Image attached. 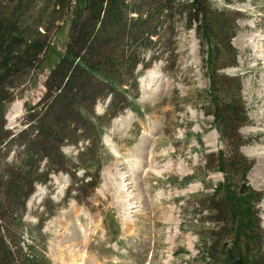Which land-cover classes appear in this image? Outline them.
<instances>
[{
	"label": "rangeland",
	"instance_id": "374dc122",
	"mask_svg": "<svg viewBox=\"0 0 264 264\" xmlns=\"http://www.w3.org/2000/svg\"><path fill=\"white\" fill-rule=\"evenodd\" d=\"M69 1L0 0V130L8 133L5 140L25 128L24 137L40 142L45 136L33 129L37 123L55 131L57 115L40 121L52 72L40 60L45 51L66 50L69 9L75 5ZM192 2L173 1V28L153 37L147 67H139L138 90L133 82L125 85L131 107L113 117L101 137L91 134L93 128L80 129L78 121L68 130L89 132V139L61 148L50 142L67 171L49 167L46 184L31 177L27 197L11 202L2 179L28 172L21 166L23 145L18 142L24 133L0 148L1 235L17 264L39 254L48 264H77L76 256L83 254L86 264H227L229 250L248 264H264V0H211L216 8L240 13L233 39L237 65L220 70L243 82L248 114L238 133L246 143L236 157L215 116L203 107L210 80L198 23L189 20L186 5ZM107 100L90 107L87 126L104 124L95 115L104 113ZM16 103L21 107L15 109ZM84 147L94 149L84 157L89 166L69 165ZM222 151L225 170L218 167ZM50 163L43 158L38 173ZM244 184L248 188L241 193ZM220 202L227 212L224 221L216 218ZM205 246L215 247L212 255Z\"/></svg>",
	"mask_w": 264,
	"mask_h": 264
},
{
	"label": "trees",
	"instance_id": "16d2710c",
	"mask_svg": "<svg viewBox=\"0 0 264 264\" xmlns=\"http://www.w3.org/2000/svg\"><path fill=\"white\" fill-rule=\"evenodd\" d=\"M74 1L75 5L69 9L72 15V29L65 52L45 51L46 58L40 60L46 61L52 70L46 82L47 94L42 105L46 112L40 121L45 124L51 113L57 115L55 131L45 129L42 124L37 123L33 129L45 136L40 142L31 136V139L24 137L25 128L16 135L18 137L24 133L18 137L22 139L18 142L23 145L21 166L27 167L28 172L15 175L11 180H8L10 176L6 180L2 179V187L8 189L11 202L27 197L31 177L38 183L46 184L49 167L52 171L56 169L55 172L67 171L68 167L64 168L65 162L61 155L54 153L51 141L57 142L60 147L65 143L77 145L79 143L77 141L81 138L89 139L91 134L101 137V132L110 125L113 117L131 107L127 100V93H130V90L125 88L126 83L133 82L138 90L139 67H147V50L153 43V37L164 35L167 27L173 28V22L170 25V21L175 15L174 0ZM186 7L191 14L190 22L195 20L198 23L197 36L201 41V52L209 72L210 87L203 94L205 95L203 107L207 114L215 116L221 134L228 139L229 147L236 157L239 149L246 143L238 133L248 114L242 94L243 82L239 77L228 76L220 70L237 65L239 51L234 46L233 39L240 29L238 25L240 13L231 10L227 12L226 8H216L211 0H193ZM120 96L124 97V103L120 101ZM108 98L110 101L104 113L95 115V120H104V124L91 123L87 126L88 118L91 120L90 107L96 105L99 100ZM50 102H57V105ZM78 121L80 129L86 127L88 130L90 127L94 129L93 132L79 133V128L68 130L70 123ZM16 136L5 140L8 133H2L0 130V148L8 146ZM88 150L86 147L84 152L78 155L81 160H78V156L72 157L69 165L87 168L89 165L84 164V157L88 158L87 155H93L94 152V149L92 152ZM219 157L221 160L218 167L225 170L223 151ZM43 158L51 159V163L46 170L38 173ZM237 158L242 160V157ZM89 161L91 159H88ZM246 203L244 200L243 205L248 213L249 204ZM216 207L221 212L217 215V220H226L225 204L220 202ZM13 215L10 213L9 216ZM248 215L251 213L247 214L246 219H249ZM16 217L21 220L23 214ZM247 221L248 225H251V221ZM0 228V264H17L18 259L11 253L12 248L2 238L1 222ZM205 248V252L210 255L215 250V247ZM25 263L48 264L42 254L33 256L30 262Z\"/></svg>",
	"mask_w": 264,
	"mask_h": 264
},
{
	"label": "water",
	"instance_id": "95a60500",
	"mask_svg": "<svg viewBox=\"0 0 264 264\" xmlns=\"http://www.w3.org/2000/svg\"><path fill=\"white\" fill-rule=\"evenodd\" d=\"M245 170V168H244ZM246 186L243 185L240 189L242 193H245ZM248 247V246H247ZM227 264H248L244 261L243 256L241 254H238L237 252H234L232 250H229L228 252V258H227Z\"/></svg>",
	"mask_w": 264,
	"mask_h": 264
},
{
	"label": "bare ground",
	"instance_id": "6f19581e",
	"mask_svg": "<svg viewBox=\"0 0 264 264\" xmlns=\"http://www.w3.org/2000/svg\"><path fill=\"white\" fill-rule=\"evenodd\" d=\"M21 107V103H16L15 105H14V108L15 109H17V108H20ZM144 150V149H143ZM151 158V157H150ZM148 162V161H147ZM149 163V162H148ZM134 164H137V166L139 167V168H141L142 166H143V164L141 163V161L139 162V161H136V163H134ZM143 168H144V166H143ZM156 173H159V171H155ZM104 176L105 177H107V174L105 173L104 174ZM122 177L124 178V176L122 175ZM124 182H125V180H124ZM123 182V183H124ZM122 187H123V189H125V184H123L122 185ZM121 189V188H120ZM120 192V191H119ZM130 195V194H129ZM129 195H127L128 196V199H129ZM126 223V222H125ZM127 224H128V222H127ZM126 224V225H127ZM75 250V249H74ZM76 252H78V249L77 250H75ZM85 251V250H84ZM83 250H82V254H83V252H84ZM87 255V254H86ZM81 256V258H79ZM84 254L83 255H79V256H76V261L78 260V259H80L78 262H76L77 264L79 263V264H86L84 261H83V259H84ZM74 262H75V260H74ZM94 263V262H93ZM97 264V263H96ZM99 264V263H98Z\"/></svg>",
	"mask_w": 264,
	"mask_h": 264
}]
</instances>
